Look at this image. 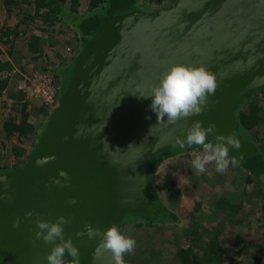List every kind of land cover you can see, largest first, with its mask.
Listing matches in <instances>:
<instances>
[{
  "label": "water",
  "instance_id": "water-1",
  "mask_svg": "<svg viewBox=\"0 0 264 264\" xmlns=\"http://www.w3.org/2000/svg\"><path fill=\"white\" fill-rule=\"evenodd\" d=\"M178 62L204 64L217 77L216 91L199 116L157 123L150 99L137 95ZM261 87L264 0H175L100 25L76 55L31 157L0 173V264H47L51 245L35 239V220L61 215L70 220L64 235L79 249V264H112L110 252H96L99 239L76 234L85 224L104 229L130 213H156L148 192L149 161L185 146L195 120L233 135L239 148L230 150L237 154L253 153V145L238 135L233 111L240 98ZM37 160L47 163L38 166ZM61 170L70 178L66 187L53 183ZM70 198L76 203L70 205ZM28 211L31 218L24 217ZM17 217L21 223L14 228ZM65 261L73 264L67 254Z\"/></svg>",
  "mask_w": 264,
  "mask_h": 264
},
{
  "label": "trees",
  "instance_id": "trees-1",
  "mask_svg": "<svg viewBox=\"0 0 264 264\" xmlns=\"http://www.w3.org/2000/svg\"><path fill=\"white\" fill-rule=\"evenodd\" d=\"M162 1L87 0L85 7L81 9L82 6L78 0H0L3 12L11 18L10 23H12L0 26V45L4 47L3 50L0 47V73L12 69L13 66L22 68L25 65L23 52H27L29 58L26 66L52 76L58 85L59 97H61L63 87L58 78L62 74L65 77L71 75L69 67L73 69L76 55L92 39L100 25L116 16L130 12H154L165 7ZM69 33L73 34L74 44L79 50L75 55L66 59L56 49H59L61 42L66 41ZM50 54L56 58V61L51 58ZM56 68L61 70L60 75L56 76L53 73ZM13 84H9L8 80H0V98L6 99L5 102L8 99L11 101V107L8 106L9 113L0 126V148L4 150V155L9 152L8 155L13 160L18 161L20 157L25 156L27 161L49 118L50 110L48 111L43 104L38 110L31 107L30 104L33 101L23 100ZM233 116L237 123L239 137L242 141L252 144L254 152L248 156H242L229 149V155L240 162L238 166L229 167V169L233 168L242 174V199L243 197H255L262 201V206H257L255 209L250 208L254 214L250 217L253 219L255 217L256 222L257 219L264 218V87L240 98L233 111ZM36 118L40 120L38 126L34 124ZM26 141L29 142V147H26ZM199 151L201 149L198 146L185 145L162 151L151 158L147 171V184L156 213L138 211L127 214L118 224L124 234L131 226H137L145 231L155 227L168 230L172 227L171 225H178L182 222L183 218L178 211L166 205L160 191L158 175L164 164L175 156L188 157L192 153L196 155ZM6 166L0 173L10 172L20 167L13 165L6 168ZM227 191L223 192L224 194L218 200L212 202V207L201 210L199 206H195L194 212L200 209L203 214L230 211L242 214L243 209L240 208L242 204L232 202L234 201L233 193H231L233 190ZM251 223L252 220L246 221L245 225H239L230 244H225L220 240L224 232L221 230L224 229L221 227V222L212 227H203L198 222L191 223L192 225L198 224V227L186 228L185 233L179 234L174 241L176 243L183 235L182 238L185 239L187 245L178 244V246L171 247L172 241L170 242L165 236L161 242L172 253V264H264V228L262 225H257L258 229L254 230ZM156 233L155 230L147 235L154 240L162 235ZM175 234L177 235V232ZM136 249L137 242L135 251ZM142 253L143 250L139 249L136 256L142 258ZM150 253L153 254L150 251L149 256ZM129 255H125V260ZM153 257L150 256V259Z\"/></svg>",
  "mask_w": 264,
  "mask_h": 264
},
{
  "label": "clouds",
  "instance_id": "clouds-1",
  "mask_svg": "<svg viewBox=\"0 0 264 264\" xmlns=\"http://www.w3.org/2000/svg\"><path fill=\"white\" fill-rule=\"evenodd\" d=\"M251 63L250 58L248 64ZM216 88L217 77L204 64L178 62L170 65L146 94L135 95L150 99L149 108L155 113L157 123L166 119L169 124H175L179 120L202 114ZM209 137H214L215 142H210ZM103 142L108 145L106 139H103ZM184 144L189 147L198 146L201 149L191 161V169L197 174L205 172L210 164H214L216 173L224 174L229 167H236L240 163L229 155L230 148H239L238 140L231 134L217 133L214 124L204 125L200 120L193 121L186 131ZM36 163L38 166H43L47 161L37 160ZM58 175L63 179L54 178L53 183L66 187L70 180L68 173L61 170ZM68 203L75 204V198H70ZM32 216L31 211L24 214L25 218ZM69 222L70 220L63 215L57 216L53 221L40 218L35 220L38 229L35 232V239L51 245L45 257L47 264H66L65 254L71 257L73 264H79V249L71 238H65L64 235V226ZM20 223L21 218L17 217L12 226L18 228ZM76 235L86 236L89 240L99 239L96 252L101 250L110 252L112 264H126L125 255L132 254L136 247L135 239L124 234L117 225H109L101 229L85 224L83 231Z\"/></svg>",
  "mask_w": 264,
  "mask_h": 264
},
{
  "label": "rangeland",
  "instance_id": "rangeland-1",
  "mask_svg": "<svg viewBox=\"0 0 264 264\" xmlns=\"http://www.w3.org/2000/svg\"><path fill=\"white\" fill-rule=\"evenodd\" d=\"M86 1L87 0H78L79 4L82 6L81 9L85 7ZM72 35L73 34L69 33L66 41L64 43L61 42V44L58 46L59 49H56V51L58 53L61 52V54L66 57V59H69L71 56L75 55L79 50L74 44L75 41ZM23 54V56H25V65L22 68H19L18 66L13 67L19 68L20 71L23 70L22 72L25 71L24 74H26V72L33 69H30L31 66H26V64L28 63L29 54L26 52H23ZM51 58L56 61V58L52 55ZM69 70L71 72L72 68L70 69L69 67ZM60 72L61 70L59 68L53 70V73H55L56 76ZM18 75H15L14 78L10 82H8L9 84L14 83L13 86L15 89V83L19 78ZM70 76L71 75H66L65 77V75L62 74V76L60 75V78H58L59 80H61L63 87L61 95L64 93L67 87ZM20 94L21 93H19V95ZM5 100L6 99L4 98H0V126L9 113L8 106L9 108L11 107V101L8 99V101L5 102ZM31 101H33V103H31L30 106L34 109L38 110V108L42 105L40 101L35 100L33 97H31ZM30 120L32 121L31 117ZM39 123V118H36L34 120V124L38 126ZM28 143L29 142H27L26 147L30 146ZM8 153L9 152L4 155V150L0 148V171L2 170V168H4L5 165H7L6 168L13 165L20 166L26 161L25 156L20 157L18 161H16L15 159L13 160L12 157H9ZM194 155L195 154L192 153L188 157L175 156L174 158H172V160L164 164V166L160 169L158 175L160 191L162 192V195L164 197L163 199L165 200L166 205L178 211V214L183 218L182 222L178 225H171L172 227H170L168 230H164V228L159 227H155L154 229L152 228L151 230L147 231L142 228H138L137 226H131L127 228L125 234L131 236L133 239H136L137 249L135 253L128 256V259H126V264H136L137 262L138 264H147V262L149 264H172V253H170L169 248H167L166 245L161 242L162 238L165 236L170 240V242L172 241L171 247L178 246V244L187 245L185 244V239L182 238L183 235L182 237H180L181 239L179 241L177 240L176 243L174 241L176 240L177 236H179V234L185 233L186 228L198 227V224L203 225V227H212L218 225V223L221 222V227L224 228L221 230L224 232L220 240L225 244L232 243L233 238L236 235L235 232L236 230H238V226L245 225L246 221L252 220L251 227L254 230L258 229L256 227L257 225H262L264 228V218L257 219L255 222V217L254 219L251 218L254 216V214L252 211H250V208L255 209L257 208V206H262V201L259 200V198L255 199V197H243L242 199V174L234 170L233 168L228 169L224 174H218L215 172L214 164L208 165L205 172L197 174L195 170L191 169V161L194 158ZM170 185L172 186L170 187ZM174 186L176 187L175 189ZM227 190H233V192L231 193H233L232 196L234 201L232 202L234 204H242V207H240L241 210L243 209L242 214L237 212V214H235L231 211L221 213H202V209L204 210L205 208L212 207V202L218 200L220 196L224 194L223 192H228ZM195 206H199L201 210L198 209L197 212H194ZM129 218H131V215H129ZM194 220L195 222H198V224L192 225L195 223ZM155 230L157 232L156 234L162 235L157 236V238L153 240L148 235L150 233H153V231ZM175 232H177V235L175 234ZM139 249L143 250L142 258L136 256V252ZM150 251L154 254L153 255L150 253V256H154L153 259H150V256L148 254Z\"/></svg>",
  "mask_w": 264,
  "mask_h": 264
},
{
  "label": "built area",
  "instance_id": "built-area-1",
  "mask_svg": "<svg viewBox=\"0 0 264 264\" xmlns=\"http://www.w3.org/2000/svg\"><path fill=\"white\" fill-rule=\"evenodd\" d=\"M22 71L16 67L3 71L0 73V80H8L10 82L15 75L19 74L15 87L24 100L33 97L49 110H52L60 98L59 88L53 77L39 70H29L26 74H24L25 71Z\"/></svg>",
  "mask_w": 264,
  "mask_h": 264
},
{
  "label": "crops",
  "instance_id": "crops-1",
  "mask_svg": "<svg viewBox=\"0 0 264 264\" xmlns=\"http://www.w3.org/2000/svg\"><path fill=\"white\" fill-rule=\"evenodd\" d=\"M175 0H163L162 1V5L164 6H167V5H170L171 3H173ZM3 7H2V4L0 2V26H7V25H10L12 23L11 22V18L7 17L5 15V13L3 12ZM5 19V20H4ZM4 21V22H3ZM1 49L3 50L4 47L2 45H0ZM27 53V52H26ZM31 99V98H30ZM29 99V100H30ZM36 100V99H35ZM27 101V100H26Z\"/></svg>",
  "mask_w": 264,
  "mask_h": 264
}]
</instances>
